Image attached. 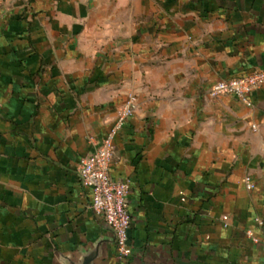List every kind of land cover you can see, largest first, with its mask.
Wrapping results in <instances>:
<instances>
[{"label": "crops", "instance_id": "crops-1", "mask_svg": "<svg viewBox=\"0 0 264 264\" xmlns=\"http://www.w3.org/2000/svg\"><path fill=\"white\" fill-rule=\"evenodd\" d=\"M263 67L264 0H0V264H264V85L209 97ZM129 96L121 260L78 168Z\"/></svg>", "mask_w": 264, "mask_h": 264}, {"label": "built area", "instance_id": "built-area-1", "mask_svg": "<svg viewBox=\"0 0 264 264\" xmlns=\"http://www.w3.org/2000/svg\"><path fill=\"white\" fill-rule=\"evenodd\" d=\"M263 85L264 67L239 77L218 81L210 89L209 97L232 96L247 104L251 94ZM136 109V98L129 96L108 135L95 144L93 152L82 160L78 168L80 182L92 192L90 209L103 219L112 232L118 258L121 260L130 255L127 235L130 228L127 208L129 186L127 182L113 180L109 170L114 157L113 139ZM252 128L256 129L255 126ZM243 183L247 190H253L255 187L249 176L243 179ZM255 221L262 225L260 220ZM261 243L264 249V238Z\"/></svg>", "mask_w": 264, "mask_h": 264}, {"label": "water", "instance_id": "water-1", "mask_svg": "<svg viewBox=\"0 0 264 264\" xmlns=\"http://www.w3.org/2000/svg\"><path fill=\"white\" fill-rule=\"evenodd\" d=\"M99 257V249L84 254L79 260L71 261L70 264H95L96 259Z\"/></svg>", "mask_w": 264, "mask_h": 264}]
</instances>
